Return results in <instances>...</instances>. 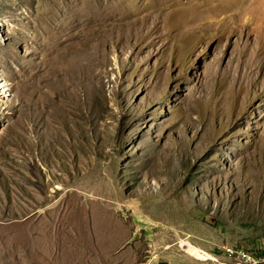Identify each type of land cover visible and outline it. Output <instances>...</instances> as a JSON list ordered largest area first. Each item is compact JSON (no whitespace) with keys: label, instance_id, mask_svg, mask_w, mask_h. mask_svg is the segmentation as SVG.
I'll use <instances>...</instances> for the list:
<instances>
[{"label":"rangeland","instance_id":"obj_1","mask_svg":"<svg viewBox=\"0 0 264 264\" xmlns=\"http://www.w3.org/2000/svg\"><path fill=\"white\" fill-rule=\"evenodd\" d=\"M0 264H264V0H0Z\"/></svg>","mask_w":264,"mask_h":264}]
</instances>
